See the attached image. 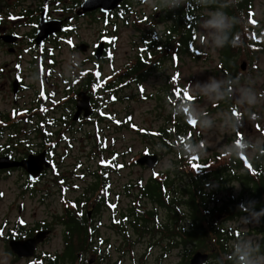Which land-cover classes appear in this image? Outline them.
<instances>
[{
	"label": "rangeland",
	"instance_id": "374dc122",
	"mask_svg": "<svg viewBox=\"0 0 264 264\" xmlns=\"http://www.w3.org/2000/svg\"><path fill=\"white\" fill-rule=\"evenodd\" d=\"M155 2L157 1L145 0L143 4L136 7L135 15L136 13L140 15L146 14L147 21L153 23L157 31H161L164 27V22H160V17L164 13L159 11L155 15H152L151 11ZM253 10L256 20L264 23V0H254ZM211 11L213 10L201 9L195 13L198 17L196 27L198 39H196L194 44L198 50L202 51L203 55L198 56L195 60L181 55L180 59L176 61V73H174V65L172 66L171 61L164 63L162 67L153 70L144 79L141 83V92L136 84L129 83L126 85L123 83V88L116 93L117 100L104 103V106L100 110L101 116H97L96 125L90 123H83V125L76 124L77 126L73 128L78 131L68 135V141L58 143L55 149V158L60 161V169L62 172H66L63 175L67 177H70L73 173L72 177L68 180L71 183V188L65 192L66 199H74L81 196L86 186L92 182L93 172L96 168L105 165V162H108L113 157L109 154L110 151H116L117 153L127 154L126 158H118L116 160V166L123 165L126 167L121 169L119 173H110L108 178L111 183V190L119 196L118 209L127 207L131 199L124 195L122 190L123 185L128 181L136 183L139 178L145 183L151 175L149 169L141 168L136 164L132 165L130 163L129 165L127 162L130 155L141 152L145 146V140L141 138L137 128H141L142 130L157 128L164 123V118L168 114L170 106L166 101H159V94H161V88L168 84L170 80L174 81L172 80L173 77L177 78V83L183 87V92L187 90L188 95L192 97L191 108H195L204 117L211 119L213 122L210 128L207 125H205V128H201L198 123V131L195 132V135H200L199 139L201 143L198 144L203 150V155L214 151L221 152L230 149L235 134L234 130L226 128L224 118L226 115H232L229 111H224L222 108L215 111L210 109L213 103L223 101L224 99L212 100L207 96L196 94V85H204L212 77L225 81L221 85L222 91H225L227 86L224 74L217 67L219 48L212 47L206 43L208 38L207 32L201 26L203 19H206ZM83 28L84 30H81L80 33L81 37L87 42L94 40L96 27ZM117 29V45L114 44V48L111 51L112 59H107V62L101 64V76L119 70L133 56L131 45L134 33L131 26L119 23ZM136 40L137 34L135 32ZM54 52L58 54V66L65 72H67L72 60L79 61L83 58L82 54H69L67 45L64 44ZM243 61L247 63V69L242 72L239 69V64ZM85 67H91V63L87 62ZM237 71L242 73L240 77L237 76L242 82L234 83L230 89V95L232 92H239L240 86L251 87L257 94V103L250 106L240 104L236 99L234 103L230 102V105L239 113H258L259 116L256 122L252 120H245L243 122L241 126L242 136L245 137V141L250 142L252 145H256L257 141L260 142L258 146L264 145V52L253 54L252 63L250 64L248 57H239L237 60ZM169 76L171 77L169 78ZM127 117H129L132 125L129 127L127 125L119 126L118 121H122V119H126ZM99 143H104V145L99 147V156H97L95 153H97L96 148L99 146ZM257 147H249L242 150L244 157L251 158L255 154ZM66 149L67 151H65ZM150 149L152 150V148ZM63 154L64 157L61 161L59 157ZM173 159L174 156L172 154L163 155L154 171L160 172L171 169ZM48 175H50V172H48ZM20 182L19 173L0 174V221L5 217L8 209L9 220L7 221L14 224L15 215L20 213L17 212V208L14 209L13 207L21 203L23 205L22 220L27 224V229L31 228L35 223L42 221L52 225L51 229L53 230L51 234L53 235V240L49 244L42 246L43 248L38 249L37 253H40L42 250L48 252L59 251L62 245V228L54 221V216L62 212V202L57 192L58 186L53 187L50 176H44L38 182L37 189L33 192L34 195L31 196L28 193L22 194L19 189ZM233 187V190L238 192L240 185L235 183ZM49 188L51 194L43 200L45 190ZM132 192L135 193V190ZM221 197H223V194ZM111 200H113V196ZM142 204L146 208L153 207V204L148 200H143ZM112 213L110 207H107L101 210L100 215L94 216V224H100L97 227L98 233L106 240L105 245L101 246L102 254L107 256L105 260L92 264H158V262L160 264H174L180 259V254H184L185 246H177L171 251L165 252L166 254L164 255L162 248L165 245V240H161L159 244H155L159 239L157 236L153 239L151 235H145L143 240L138 243L136 242L133 245L124 244L122 237L109 228ZM157 214L160 220H164L165 211L163 208L158 207ZM243 217H247L248 220L245 221L242 219ZM224 224L226 228H238L243 232L256 226L258 223L250 214H247L246 216L226 220ZM132 238L135 237L133 236ZM243 239H251L257 245L259 243V236L248 235L239 240ZM149 244L153 246L151 249ZM192 247L189 246V248ZM198 250L205 251L203 249ZM94 254L87 253L86 259ZM26 261L25 258H15L14 255L8 252L4 241L0 240V264H26ZM205 264H217V262L211 256L206 260Z\"/></svg>",
	"mask_w": 264,
	"mask_h": 264
},
{
	"label": "trees",
	"instance_id": "16d2710c",
	"mask_svg": "<svg viewBox=\"0 0 264 264\" xmlns=\"http://www.w3.org/2000/svg\"><path fill=\"white\" fill-rule=\"evenodd\" d=\"M253 6L254 0H237L236 3L223 9L236 20L232 35L238 43L235 46L229 44L219 48L217 67L224 74L227 85L225 91L228 88V92L223 101L213 103L210 108L212 111L222 108L224 111H229L232 116H237L230 105V89L235 83L233 80L242 74L237 71V60L241 56L252 60L253 54L264 51V23L255 19ZM216 7L217 5H212L207 9L215 10ZM161 8L165 11L164 34L158 37L148 30L143 35L144 45H149V56L141 51L135 57L134 65L132 67L130 64L127 65L123 72L107 81L103 89L109 86L113 88L116 82L131 78L140 85L153 70V67H147L146 62L153 60L152 57L155 56L153 63L157 67L165 59V56H162L165 53L162 50L164 47L173 50L175 55L184 54L194 57L196 49L193 43L198 23L195 11L203 8L195 5L187 8L180 6L170 10L163 6ZM163 35L166 36L165 42L161 39ZM89 78L90 76L86 80L87 88H89ZM238 80L242 82L239 78ZM179 94L182 95L177 96L173 93L169 84L163 88V93L159 94V101L164 102L166 97L170 110L164 118V123L157 128L149 129L150 133L144 134L143 137L145 139L143 149L152 148L156 152L172 154L174 159L172 170L160 172L159 177H149L145 183L139 178L135 184L133 205L126 208L135 219L134 231L136 233L149 231L152 236L158 234L163 238H170L168 249L176 246L172 241L182 244L185 246V251L179 260L186 261L185 264H188L192 250L208 248L215 249L211 256L217 264L222 262L238 264L242 260L233 251V245L248 235L261 236L258 251L264 254V216L259 217L256 226L243 232L238 228H226L225 224L216 220L214 216L223 214L227 215L228 219H235L247 215L249 213L246 209H241L240 205L248 202H254L253 212L264 208V145L258 146L255 154L247 159L246 163L242 160L241 151L234 155L232 147L229 150L214 151L205 155L182 151V145L186 142L198 144L201 140L199 134L195 135L199 121L194 119L195 125L189 123V120L193 119L190 115L192 102L186 99L184 93ZM179 104L188 106V111L182 109L174 111ZM258 116L256 112L238 115L240 126L236 129V136L240 141H245L244 137H240L243 122L245 120L256 122ZM111 153L113 163L117 157L123 155L117 154L116 151ZM105 172L107 170L102 168L101 176ZM93 175V181L86 186L80 197L62 204V213L57 215L56 223L64 231V245L50 264H76L79 253L88 251L85 247L89 246L88 241L91 239L89 229L92 225L85 210L90 203L94 204L96 210L103 205L99 191L104 179L97 170ZM235 183L240 185L238 192L233 190ZM146 199L153 204L152 208L142 205L143 200ZM158 207L165 211L164 220L156 217ZM66 230L69 232L66 233ZM124 237L127 241L130 238L128 234ZM189 246L193 247L189 248Z\"/></svg>",
	"mask_w": 264,
	"mask_h": 264
},
{
	"label": "flooded vegetation",
	"instance_id": "af4514ba",
	"mask_svg": "<svg viewBox=\"0 0 264 264\" xmlns=\"http://www.w3.org/2000/svg\"><path fill=\"white\" fill-rule=\"evenodd\" d=\"M82 2L83 0H0V158L9 157L13 161H21L30 154L35 155L45 151L46 158L52 164L55 161L54 141H66L67 136L72 134V92L88 91L86 79L83 78L86 75L84 73L85 64L90 62L93 69L95 67L97 70L100 63L94 60L93 51L100 42H104L106 45L103 32L104 14L99 9L81 11ZM134 3V0H124L121 8L129 11L131 7H134ZM42 19L45 21L62 20L64 31L53 34L38 44L35 41V33ZM93 26L96 27L95 38L87 42L81 37V30H84L83 27L92 28ZM133 33L135 35L134 31ZM5 34L15 36L7 39L3 38ZM60 38L64 39L69 54L83 55L79 61L72 60L70 62L67 72L58 66V54L50 52L48 49L53 45L52 42L59 41ZM132 39L134 40L135 36ZM81 43L87 44L85 52L78 50V45ZM131 47L133 56L130 65L132 67L135 58L133 42ZM92 104L96 107L93 100ZM83 121L87 120L80 119L79 122ZM12 172L19 173L21 181L19 189L22 194L28 193L33 196L38 182L44 176H50L51 185L56 186V174L53 166L50 170L44 171L38 179H31L22 167L0 169L2 175ZM63 185L66 190L68 186L66 183ZM57 192L59 193V191ZM50 194V188L46 189L42 199L44 200ZM18 205L16 204L13 208H17V212L20 213L18 215H21L22 211H19ZM129 205L132 203L130 202L127 207ZM126 208L120 210L124 214L120 217V222L110 224L109 228L122 237L123 243H138L143 240L145 235H151V232L136 233L134 231L135 219L132 214L127 212L129 209L126 210ZM18 215H15V221L18 219ZM7 220H9L8 209L5 217L0 221V232L4 230L0 240L4 241L6 247L11 238L31 237L39 230H47L45 226H52L43 222L33 226L28 234L24 235L16 229V222L13 224ZM9 229L13 231L9 232ZM52 230L37 246V252L38 249L53 240ZM61 231L63 244L64 231ZM65 232L67 233L69 230ZM126 234L130 236L128 241L124 237ZM133 236L135 238H132ZM161 238L163 237L161 236ZM164 240L169 242L170 238L167 237ZM105 243L104 237L97 234L94 248L97 252L96 263L103 259L100 251L101 246ZM172 243H175L176 246L171 249L177 246L183 247L182 244L175 241ZM155 244H159V241H156ZM168 246L169 243L164 249H168ZM85 250H93V245L86 246ZM45 252L48 251L42 250L40 253ZM42 258L43 264H50L53 261L46 254H43ZM185 263L186 261L177 260L174 264ZM188 264L190 263L188 262Z\"/></svg>",
	"mask_w": 264,
	"mask_h": 264
},
{
	"label": "clouds",
	"instance_id": "9594fccd",
	"mask_svg": "<svg viewBox=\"0 0 264 264\" xmlns=\"http://www.w3.org/2000/svg\"><path fill=\"white\" fill-rule=\"evenodd\" d=\"M237 0H160V5L166 7L167 9H174L180 6L185 8L190 5H195L196 7L208 8L212 5H217L215 10L209 12L206 19L202 21V28L207 32L206 43L215 48H222L226 45L235 46L238 41L232 35V28L236 23L234 17H230L223 9L229 7L231 4L236 3ZM234 82H239L238 78L233 80ZM224 80H218L214 77L210 78L209 82L204 85H196L197 93L200 95L207 96L212 100H223L228 92L221 90V85ZM239 96L237 97V102L240 104L255 105L257 103V94L251 87L240 86ZM177 109H182L185 111L188 106L184 104H179L176 106L174 111ZM190 115L193 119L199 121L200 127L205 128L212 127V120L204 117L195 108L191 109ZM224 124L226 128L236 130L240 126V119L238 116H228L224 118ZM257 141L256 145H252L248 141H237L236 144L232 145V153L234 155L238 154L240 151L249 148L257 147L259 145ZM182 151L189 154H203V150L199 144H194L191 141L186 142L182 145ZM254 202H248L246 204H241V209H246V211L251 215V217L259 223V217L264 216V208L260 209L258 212L252 211V204ZM245 221L248 220L247 217H243ZM233 251L242 260V264H264V254H260L258 251V245L251 239L239 240L233 245Z\"/></svg>",
	"mask_w": 264,
	"mask_h": 264
},
{
	"label": "water",
	"instance_id": "95a60500",
	"mask_svg": "<svg viewBox=\"0 0 264 264\" xmlns=\"http://www.w3.org/2000/svg\"><path fill=\"white\" fill-rule=\"evenodd\" d=\"M119 0H89L87 5H90V8H97L100 7L104 11L110 10L113 7L117 5ZM58 24V23H57ZM57 25H54L53 23H50L48 25H42L40 26L39 33H38V39H43L50 33H54L56 31ZM98 53V51L96 52ZM241 68H245V63L241 65ZM79 99L77 100V110L74 114V118H78L80 112L84 110V115H88L90 113V107H89V99L86 97L85 93H79L78 94ZM239 96L238 93H235L233 95V100H236ZM137 162L140 165H147L148 167H153L155 163L157 162V156L156 155H144L141 158L137 160ZM13 165H22L26 171L30 174L31 177H36L40 174L41 170L43 169V166H48L49 164L44 161L43 154H40L38 156H30L28 160H25L23 162L19 163H12L8 159H1L0 160V168L13 166ZM46 232H39L37 233L33 238H29L26 240H11L10 241V247L11 250L18 256H31L33 255L34 248L36 244L42 240V238L45 236ZM208 255L206 253L196 252L193 254L191 258V263L193 264H201L204 261H206Z\"/></svg>",
	"mask_w": 264,
	"mask_h": 264
},
{
	"label": "snow or ice",
	"instance_id": "6c2138e0",
	"mask_svg": "<svg viewBox=\"0 0 264 264\" xmlns=\"http://www.w3.org/2000/svg\"><path fill=\"white\" fill-rule=\"evenodd\" d=\"M253 22H254V21H253ZM173 79H176V77H173ZM184 95H185L188 99H192V97H190V96L188 95L187 90H185ZM185 111H187V109H185ZM233 111H234V114H236L237 116L239 115L238 113H235V110H233ZM189 123L195 125L196 121H195L194 119H190V120H189ZM73 206L75 207L76 205H73Z\"/></svg>",
	"mask_w": 264,
	"mask_h": 264
}]
</instances>
